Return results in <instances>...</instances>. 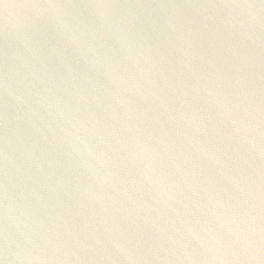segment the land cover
<instances>
[{"label": "water", "instance_id": "1", "mask_svg": "<svg viewBox=\"0 0 264 264\" xmlns=\"http://www.w3.org/2000/svg\"><path fill=\"white\" fill-rule=\"evenodd\" d=\"M0 264H264V0H0Z\"/></svg>", "mask_w": 264, "mask_h": 264}]
</instances>
